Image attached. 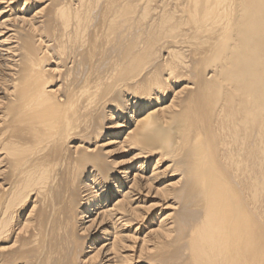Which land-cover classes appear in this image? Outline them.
<instances>
[{"label": "bare ground", "instance_id": "6f19581e", "mask_svg": "<svg viewBox=\"0 0 264 264\" xmlns=\"http://www.w3.org/2000/svg\"><path fill=\"white\" fill-rule=\"evenodd\" d=\"M0 264H264V0H0Z\"/></svg>", "mask_w": 264, "mask_h": 264}]
</instances>
